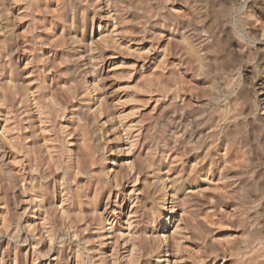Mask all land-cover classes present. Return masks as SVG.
<instances>
[{
  "label": "rangeland",
  "instance_id": "374dc122",
  "mask_svg": "<svg viewBox=\"0 0 264 264\" xmlns=\"http://www.w3.org/2000/svg\"><path fill=\"white\" fill-rule=\"evenodd\" d=\"M168 260L264 264V0H0V264Z\"/></svg>",
  "mask_w": 264,
  "mask_h": 264
},
{
  "label": "bare ground",
  "instance_id": "6f19581e",
  "mask_svg": "<svg viewBox=\"0 0 264 264\" xmlns=\"http://www.w3.org/2000/svg\"><path fill=\"white\" fill-rule=\"evenodd\" d=\"M172 213H173V210H172ZM172 213H171V214H172ZM165 221H167V223H166V227L169 226V225H170L169 222H168L169 219L166 218ZM161 239L164 241V244L167 245V243H168V242H167V236L162 235V236H161ZM162 240H161V241H162ZM166 256H168V254H166ZM166 262H167V264H169V260L166 261Z\"/></svg>",
  "mask_w": 264,
  "mask_h": 264
}]
</instances>
